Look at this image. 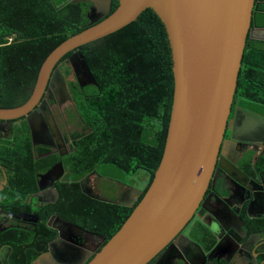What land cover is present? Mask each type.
<instances>
[{
	"label": "water",
	"instance_id": "obj_1",
	"mask_svg": "<svg viewBox=\"0 0 264 264\" xmlns=\"http://www.w3.org/2000/svg\"><path fill=\"white\" fill-rule=\"evenodd\" d=\"M88 2L93 8L86 16L87 27L69 36L49 53L40 66L28 100L19 107L0 108V122L26 117V127L34 145L36 133L32 124L36 118L45 128L55 129L45 98L51 94L58 106L65 101L73 102L66 79L56 67L58 62L67 55L73 80L80 87L96 85L79 47L122 29L144 10L151 9L164 27L173 73L170 118L162 157L153 179L136 206L133 207V202L128 204L133 207L131 214L106 242L103 237L76 224L56 215L50 216L46 225L55 230L57 236L41 255L46 257L55 247L71 240L82 248L83 254L80 261L72 264H149L160 252L164 251L162 258L172 244L177 243L181 231L193 218L210 184L214 183L217 172L242 188L248 180L257 184L262 169L258 170L253 163L252 176L245 175L225 148L230 142H244L250 133L264 135L262 116L242 110L244 122L233 128L231 124L232 121L236 123L237 115L230 116L247 38L264 40V29L250 30L255 0H118L111 13L110 0H106L105 12L99 17L92 14L96 7L93 1ZM226 131L229 136L224 139ZM56 138L58 145L64 146L59 136ZM62 174L61 163H57L39 177L50 179L52 187ZM87 178L80 181V188L93 197L85 188ZM38 187L41 189L40 182ZM259 187L247 188L250 192L246 202L237 204L235 210L226 205L229 212L226 215H215L211 207L207 211L203 207L214 219L204 228L215 238L213 244L201 250L206 264H264L261 257L264 254V215L250 214L256 196L262 191ZM226 191L224 187L220 194L223 200ZM135 192L137 197L141 194L136 188ZM54 196L57 199L56 191ZM243 211L246 220L241 216ZM30 216L35 222L38 220L37 214ZM79 235H93L100 241L88 252L84 241L77 239ZM74 238L77 240H72ZM193 244L200 248V244ZM216 251L221 255L214 254ZM39 262L40 258L32 264Z\"/></svg>",
	"mask_w": 264,
	"mask_h": 264
},
{
	"label": "trees",
	"instance_id": "obj_2",
	"mask_svg": "<svg viewBox=\"0 0 264 264\" xmlns=\"http://www.w3.org/2000/svg\"><path fill=\"white\" fill-rule=\"evenodd\" d=\"M87 7L72 0H0V108L19 107L28 100L49 53L87 27ZM79 50L96 85L67 82L81 130L72 134L71 151L62 158L67 175L56 184V202L39 207L30 195L37 191V173L57 159L40 157L45 149L34 148L21 126L0 143V171L7 179L0 208L38 215L35 223L16 222L0 232V264H32L40 258L57 236L46 225L52 215L106 242L142 198L161 160L173 95L171 55L161 21L146 9L127 26ZM56 67L64 78L71 74L67 55ZM236 95L264 105V51L253 41L246 43ZM261 161H255L258 170ZM107 166L133 176L129 183L141 190L133 207L82 192L81 179L89 173L104 176L100 168Z\"/></svg>",
	"mask_w": 264,
	"mask_h": 264
},
{
	"label": "flooded vegetation",
	"instance_id": "obj_3",
	"mask_svg": "<svg viewBox=\"0 0 264 264\" xmlns=\"http://www.w3.org/2000/svg\"><path fill=\"white\" fill-rule=\"evenodd\" d=\"M72 1H81L86 3L88 6L87 14H89L90 9L93 8L89 4L88 0H72ZM91 1H93V4L96 6L92 14L95 17L101 16L105 12L104 3L106 0H91ZM114 2H118V0H110V10ZM252 29L253 30L264 29V0H255L252 20L250 25V30ZM247 41H251V42L253 41V43L256 46H258L259 48L262 49V51H264V40H255V39L252 40L250 38H247ZM65 79H66V83L70 80H73V79H68V77ZM45 102L49 106L51 113L53 115L55 129H50L49 127L45 128V126L40 123L39 119L36 118V122H33L32 124V127L35 129L34 133H36V136L34 138L35 144L33 145L31 139L30 141L34 148L45 149V152L40 157H44L48 155V156H53L55 160L57 159V162H55L51 166L57 163H61L63 174L58 180L54 182L53 186L50 187L49 186V183L51 181L50 179L47 178L44 179L43 177H39V175L44 174L45 171H47L48 169L45 170L43 173H37V177H36L37 191L31 193L30 196L33 200L35 199V203L39 207L41 203H49V202L54 203L58 199V197L56 199L54 196V191L58 193V191L56 190V184L62 181L67 175V171L63 166L62 158L65 157L67 154H69V152L71 151L70 147L74 141V139L72 138V134L74 132H78L81 130V124L79 123L80 120L79 115L76 112V108L75 105H73L74 104L73 102L70 103L68 101H65L60 106H58L51 94L45 98ZM256 105L257 104H253L252 101H249L247 103L243 98L238 97L235 93L232 102L230 116L232 118V116L236 114L237 118H236V123L232 121L231 127L232 128L235 126L240 127L242 122H244L245 117L243 116L244 114H242V110L248 111L250 113H254L264 118V115H260V113L258 112ZM68 111H70V115H71L70 119L73 120L75 119L76 120L75 123L78 126V128L74 131H69L68 129V125H70V123L68 122L69 118H67ZM26 123H27L26 117L17 120H12L10 122H0V143L4 142L5 139H7L9 136L13 135L15 129L20 126L23 129L25 128L26 131L24 130L23 132L24 133L26 132L29 135L30 133L26 127ZM15 133L16 135H18L17 132ZM56 135L59 136V138L62 140L64 146L60 147L58 145ZM228 136H229V132L226 131L224 135V139H227ZM251 139H259V141L262 142H255ZM237 143L239 142L238 141H235L233 143L230 142V144L227 145L225 150L231 155L230 157L233 158V162L236 165H238L239 169H241L245 175L252 176L254 171L250 172L248 171L247 168L250 167V169L253 170V163H255V161H259L260 159H262L261 162L263 163V165L261 166V169L264 170L263 169L264 168L263 133L260 134L250 133L247 135V139L244 142L240 144ZM225 162L228 163L231 161L229 160L227 161V159H225ZM93 174L89 173L85 176L88 177L87 182L85 183V188L87 190L89 189L87 187V183L89 179L93 176ZM95 176L100 179L102 178L101 175L95 174ZM39 182L41 189L38 187ZM6 184H7V179L5 180L4 174H2L0 171V191L3 190V187ZM257 184H253V182L251 183L250 180H248V182H246V187L242 188L238 184H235L234 181H231L226 176H221V173L217 172L214 183L210 184V186H213V189L209 186V188L207 189L204 195L203 201H201V204L197 209V211L194 213L193 218L187 223V225L181 231V236L178 239L177 243L176 244L171 243L172 248L167 250L166 254H164L162 258L161 256L164 251L160 252L157 256H155L149 264H156L157 261L158 264H206L207 259L201 250H206L210 246V244L214 243L215 238L213 237V235L209 234L206 229H204L205 224L208 223L212 224L214 219L212 216H210L207 212L203 210V207H205L206 211L210 209L209 207H211L210 211L215 213V215H219V216L226 215V212L229 213L226 205L231 206L232 204H235L234 207L232 206V208L235 210L237 204L239 203L241 204V202L244 201L246 197H248V193L250 191L247 188H251V187L253 188V186H258ZM123 186L125 191L122 190ZM123 186L122 188H119L117 194H120V198L124 197V199L127 200V202H125L127 205L130 204L131 202L134 203L139 197V196L137 197V193L135 192L134 186L133 187L125 186V185ZM224 187H226L227 191H226V196L223 200L220 198V194H222V192L224 191ZM92 195L97 198H100L99 195H94V194ZM130 197L132 198L129 200ZM256 197L257 199L255 200V204H258V208L260 209L259 206L262 202V199H264V194H262V196L257 195ZM223 207L224 210L222 209ZM199 209H201L202 212H199ZM30 214H34V213H31V211H29L28 209L24 210L22 213L15 215L8 213L2 208H0V232L8 228L9 226L16 224V222H20L22 224L35 223L34 217H31ZM243 215H244V211L242 212L241 216L243 220H246V218ZM257 215L258 214L252 216L258 217ZM218 234L221 235V233ZM204 238H206V240H202ZM75 239L76 238L72 240ZM77 239H81L82 241H84V246L87 247V249L89 250L88 252L93 250L100 241L99 240L97 242L95 240V243L93 244L91 242V240H93L91 238V235H79ZM202 241H204V243ZM193 243L200 244L199 245L200 248L194 245ZM78 249L79 246L73 243V241L66 240V242L63 243V245L61 244L60 246L55 247L52 251V254H49L46 257L43 256L40 257L39 264H72L74 262H78L81 259V255H83L82 248L80 247V249L79 250ZM214 254H216L217 256L221 255L219 254L218 251H216ZM261 257L264 258L263 253L261 254ZM210 258H212V255L210 256Z\"/></svg>",
	"mask_w": 264,
	"mask_h": 264
},
{
	"label": "rangeland",
	"instance_id": "obj_4",
	"mask_svg": "<svg viewBox=\"0 0 264 264\" xmlns=\"http://www.w3.org/2000/svg\"><path fill=\"white\" fill-rule=\"evenodd\" d=\"M68 79H73V76H69ZM73 112V111H72ZM67 118H69L68 122L70 125H68L69 131H74L78 128V126L75 123V119H70V111H68ZM75 118V117H74ZM101 172H104L106 175L101 176L102 178H97L95 174L89 179L87 183V187L90 189L92 194L99 195L100 199L103 200H110L111 202H117V203H125L127 202L124 197L120 198V194H117L119 191V188H122L123 185L125 186H131L133 187L132 183H129L133 180V176L125 175L124 173L120 172L119 170L115 169L114 167L107 166L104 169L100 168ZM135 184H139L136 183ZM124 190V186L122 188ZM125 191V190H124ZM132 197L129 198V200ZM35 201L33 202V204ZM93 240L91 242L95 243L94 236H91Z\"/></svg>",
	"mask_w": 264,
	"mask_h": 264
},
{
	"label": "crops",
	"instance_id": "obj_5",
	"mask_svg": "<svg viewBox=\"0 0 264 264\" xmlns=\"http://www.w3.org/2000/svg\"><path fill=\"white\" fill-rule=\"evenodd\" d=\"M256 108H257L258 112L260 113V115H264V105H256ZM256 183H258V185L260 186L259 188L262 189V191L260 192V195L262 196V194H264V170L260 171V176L257 178V182ZM234 205L235 204H232L231 206L234 207ZM259 207H260V209L258 208V204L254 203L251 206L250 214L251 215L258 214L257 216H263L264 215V199H262V202H261ZM243 216L246 218V214L245 213H244ZM95 240L98 242L100 240V238L96 237Z\"/></svg>",
	"mask_w": 264,
	"mask_h": 264
},
{
	"label": "clouds",
	"instance_id": "obj_6",
	"mask_svg": "<svg viewBox=\"0 0 264 264\" xmlns=\"http://www.w3.org/2000/svg\"><path fill=\"white\" fill-rule=\"evenodd\" d=\"M70 76V75H69ZM96 237V236H95Z\"/></svg>",
	"mask_w": 264,
	"mask_h": 264
}]
</instances>
